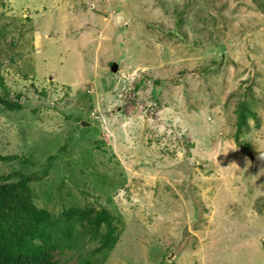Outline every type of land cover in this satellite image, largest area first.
<instances>
[{
  "label": "rangeland",
  "instance_id": "rangeland-1",
  "mask_svg": "<svg viewBox=\"0 0 264 264\" xmlns=\"http://www.w3.org/2000/svg\"><path fill=\"white\" fill-rule=\"evenodd\" d=\"M173 29L225 43L221 68L189 81L208 48ZM149 69L187 71L160 111L128 90ZM248 79L264 105V0H0V176L36 177L62 264L96 242L62 209L91 208L113 217L94 264H264V110L240 127L227 100Z\"/></svg>",
  "mask_w": 264,
  "mask_h": 264
},
{
  "label": "trees",
  "instance_id": "trees-1",
  "mask_svg": "<svg viewBox=\"0 0 264 264\" xmlns=\"http://www.w3.org/2000/svg\"><path fill=\"white\" fill-rule=\"evenodd\" d=\"M196 19L197 16H193L189 19L188 24ZM175 26L180 29L182 24L177 22ZM209 28H211V24ZM167 32L176 36L189 47L200 48L205 46L208 48V61L193 69L189 81H192L194 75H212L221 68L227 45L217 37L210 39V41H203V45L202 42L200 45L186 40V37L176 29ZM131 54L141 59L149 56L148 52L142 49H134ZM134 62L135 58L133 59ZM112 68H109L111 75H113ZM154 72L155 70L149 69V72L140 76L134 82L133 87L128 90L134 93L137 98H142L147 94L145 108L160 111L169 107L167 99L163 100L166 87L173 84L177 85L180 78L187 74V71H183L181 76L178 75L171 80L166 78L162 80ZM115 83L116 80L114 83L105 81L103 83L105 92L110 93L114 89ZM188 91L189 87L183 86L182 95L186 102L185 109L193 113L200 108L193 104L195 101L191 102ZM253 91L252 81L248 79L242 84H238L233 95L227 96L228 104L234 106V115L238 118V126L240 127L247 125L248 117L252 118L253 121H258L257 114L252 111L254 105L260 107V111L264 110L260 97L254 95ZM219 97L215 96L214 98L216 104H218ZM163 101L166 102L163 103ZM172 106L174 107V105ZM36 180L33 175L4 174L0 176V264H62L64 244L60 241L58 234L64 233L65 228L58 225L56 221L52 222L50 214L36 207L31 201L30 185ZM54 217L56 220L55 214ZM61 217L66 221L77 219L80 225L87 226L83 234L86 233V236L92 234V238L96 242H92L93 247L88 253L80 252L77 255L75 264H94L97 260L95 258L108 249L112 240V235L111 237L106 234L101 235V226L108 228V231L112 229L110 223L113 217H110L105 209L96 210L93 208L87 211L86 209L69 211L62 209ZM262 246L264 250V242Z\"/></svg>",
  "mask_w": 264,
  "mask_h": 264
},
{
  "label": "water",
  "instance_id": "water-1",
  "mask_svg": "<svg viewBox=\"0 0 264 264\" xmlns=\"http://www.w3.org/2000/svg\"><path fill=\"white\" fill-rule=\"evenodd\" d=\"M115 72H116V68L113 67V73H115ZM248 156H249V158L251 159V162H252V157L250 156V154H248Z\"/></svg>",
  "mask_w": 264,
  "mask_h": 264
},
{
  "label": "clouds",
  "instance_id": "clouds-1",
  "mask_svg": "<svg viewBox=\"0 0 264 264\" xmlns=\"http://www.w3.org/2000/svg\"><path fill=\"white\" fill-rule=\"evenodd\" d=\"M113 69V68H112ZM251 156V155H250ZM262 157H264V156H262Z\"/></svg>",
  "mask_w": 264,
  "mask_h": 264
},
{
  "label": "bare ground",
  "instance_id": "bare-ground-1",
  "mask_svg": "<svg viewBox=\"0 0 264 264\" xmlns=\"http://www.w3.org/2000/svg\"><path fill=\"white\" fill-rule=\"evenodd\" d=\"M90 1V0H89ZM97 2H99V1H97Z\"/></svg>",
  "mask_w": 264,
  "mask_h": 264
}]
</instances>
